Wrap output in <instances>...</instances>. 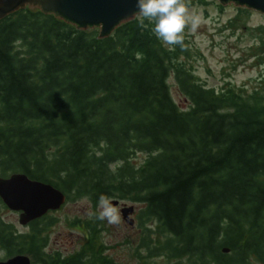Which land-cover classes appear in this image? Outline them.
<instances>
[{"label":"trees","instance_id":"16d2710c","mask_svg":"<svg viewBox=\"0 0 264 264\" xmlns=\"http://www.w3.org/2000/svg\"><path fill=\"white\" fill-rule=\"evenodd\" d=\"M141 20L99 37L27 6L0 19V174L85 196L93 212L100 195L141 204L144 264H264V80L249 93L208 85L194 73L187 31L185 50L173 49ZM53 221L45 213L21 231L0 215V248L43 264H118L101 253L48 256ZM98 224L78 221L91 237Z\"/></svg>","mask_w":264,"mask_h":264},{"label":"rangeland","instance_id":"374dc122","mask_svg":"<svg viewBox=\"0 0 264 264\" xmlns=\"http://www.w3.org/2000/svg\"><path fill=\"white\" fill-rule=\"evenodd\" d=\"M185 2L190 4V11L200 12L204 17V22L196 32L190 31V27L185 28L195 49L190 58L194 73L206 84L216 88L234 86L239 90L243 87L245 93L251 92L253 88H260V81L264 80V61L260 62V59H264V55L258 54V42L259 38L264 37L259 29L264 24V14L253 8L221 4L218 0ZM239 7L247 10H240ZM169 80L174 99L181 106H186L187 101L176 89L173 78L170 77ZM145 157L146 153H137L133 158L134 163H141ZM121 201L133 204V223L129 224L124 218L119 225L101 221L95 235L86 238L88 231L78 225V221L90 218L88 213L93 212L94 207L85 196L73 199L66 197L59 208L48 212V216L54 218L53 223L46 228L48 248L58 249L66 255L81 249L96 255L101 249L118 264H144V259L138 255L139 252L146 254L145 247L139 245L142 229L138 226L137 214L142 205L126 199ZM122 203L119 202L116 206L120 208ZM96 209L98 210V204ZM0 215L18 230L27 231L29 228L27 223L19 222V211L6 205L0 208ZM5 256V251L0 248V258ZM145 261L149 264H176L174 259L164 256L145 258ZM252 264L263 263L254 261Z\"/></svg>","mask_w":264,"mask_h":264},{"label":"water","instance_id":"95a60500","mask_svg":"<svg viewBox=\"0 0 264 264\" xmlns=\"http://www.w3.org/2000/svg\"><path fill=\"white\" fill-rule=\"evenodd\" d=\"M221 4H235L256 9L264 14V0H218ZM42 10L53 13L74 24L77 28H98V36L105 37L121 23L138 14L136 0H0V19L19 8ZM0 198L12 210L19 211V222L45 214L48 210L59 208L66 200L63 190L50 182L28 176L25 172L15 171L8 175L0 174ZM113 204L123 202L120 207L122 217L132 224L134 206L118 198H111ZM228 251L227 247L223 248ZM27 253H17L0 260V264H29Z\"/></svg>","mask_w":264,"mask_h":264},{"label":"clouds","instance_id":"9594fccd","mask_svg":"<svg viewBox=\"0 0 264 264\" xmlns=\"http://www.w3.org/2000/svg\"><path fill=\"white\" fill-rule=\"evenodd\" d=\"M141 23L148 21L153 24L155 36L173 49L179 46L185 50L183 33L190 27L193 33L204 22L203 14L190 11V4L185 0H136ZM90 217L107 221L110 225H119L122 220L121 209L113 204L111 198L100 195L98 212H89Z\"/></svg>","mask_w":264,"mask_h":264},{"label":"flooded vegetation","instance_id":"af4514ba","mask_svg":"<svg viewBox=\"0 0 264 264\" xmlns=\"http://www.w3.org/2000/svg\"><path fill=\"white\" fill-rule=\"evenodd\" d=\"M46 233V231H45ZM88 236H86L87 238ZM48 242H49V238H48V234H47V238H46V242L44 244V246L42 247V250L44 251V253H46L48 256L52 257V258H63L65 256H67L66 254L62 253L60 250L58 249H49L48 248ZM108 248V246H107ZM4 250V249H3ZM5 251V250H4ZM80 251H83L84 253H86V251L84 249H81ZM101 255L103 256L104 260H108V261H112V258L111 256L105 254L103 252V250H99ZM17 253H20V252H16V253H11V254H8L6 251H5V257H2L0 258V260H5L11 256H13L14 254H17ZM90 254V253H89ZM29 255V254H28ZM30 257V263L29 264H43V262L41 260H35V261H32V258L31 256L29 255ZM109 264V263H108Z\"/></svg>","mask_w":264,"mask_h":264}]
</instances>
